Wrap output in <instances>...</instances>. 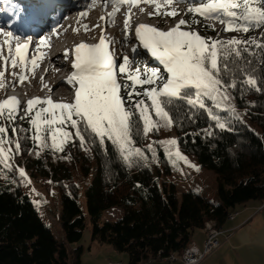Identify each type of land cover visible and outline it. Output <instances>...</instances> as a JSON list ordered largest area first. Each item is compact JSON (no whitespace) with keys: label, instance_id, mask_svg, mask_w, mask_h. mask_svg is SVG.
Wrapping results in <instances>:
<instances>
[{"label":"trees","instance_id":"16d2710c","mask_svg":"<svg viewBox=\"0 0 264 264\" xmlns=\"http://www.w3.org/2000/svg\"><path fill=\"white\" fill-rule=\"evenodd\" d=\"M255 3L264 7V0H255ZM193 19L191 14V27L206 35L214 33L203 24V17L197 14L195 21L198 22L195 23ZM238 23L249 30L229 32L244 37L241 41L255 43L239 45V55L233 50L220 58V78L224 85L234 82L235 87L227 88L232 103L225 104V109L213 105L212 111L219 120L212 119L205 109L189 106L184 100L174 99L166 104L181 151L194 156L202 168L215 174L218 202L192 189L178 190L176 183L169 179L172 174L169 156L160 146L150 145V149L142 143L140 123L133 124L135 131L132 128L131 137L132 146L142 150V154L132 155L129 160H125L110 141L106 139L101 143L82 128L83 142L92 153L81 164L84 176L93 174L86 188L87 209L94 225L92 239L111 244L117 251L127 254L129 264H143L160 255L181 253L189 247L193 232L204 229L206 222L214 221L219 227L237 205L252 200L264 202V24ZM255 33L258 36L252 35ZM249 78L254 85L248 82ZM139 90L141 86L137 85ZM121 95H125L123 87ZM40 107L43 106H35L31 118ZM23 117L14 123L0 120V124L10 132L15 128L23 153L32 155L36 150L34 144L38 142L33 137L39 133L34 132L30 117L26 114ZM132 120H135L134 115ZM222 122L223 128L219 127ZM251 124L257 125L259 131ZM63 130L70 135L61 145L62 150L51 146L50 132L42 134L49 147L46 154L57 177L55 186L60 197L62 234L56 235L44 222L21 185V175L11 160L8 161L10 167L0 164V264L81 262L83 246L68 248L69 243L81 239L86 227L79 204L80 187L60 164L63 152L72 144L75 129L64 125ZM57 136V143H60L59 134ZM78 146L81 149L79 141ZM32 157V171L39 173L43 168L41 155ZM60 171L64 173L58 175ZM113 207H120L122 216L101 224L103 211ZM191 246H195L192 241Z\"/></svg>","mask_w":264,"mask_h":264},{"label":"snow or ice","instance_id":"6c2138e0","mask_svg":"<svg viewBox=\"0 0 264 264\" xmlns=\"http://www.w3.org/2000/svg\"><path fill=\"white\" fill-rule=\"evenodd\" d=\"M126 2L138 4L140 0H106V3L116 5L108 17V23H115L119 7ZM147 2L153 3L155 0H147ZM173 2L174 0H166L168 5ZM175 2L179 3L182 0ZM188 2L190 7L186 14L193 15V23L197 22L195 16L198 14L204 19L219 20L226 25L224 31H248L247 26L238 23L240 21L245 22V25L264 24V7L257 6L255 0H194V2L188 0ZM197 3L199 6H196ZM154 14L161 15L159 4ZM130 15L125 20L126 34L129 32ZM164 15L175 17L179 15V11L165 12ZM181 26L191 28L189 21L181 19L168 31L145 24L139 25L135 30L142 47L151 53V58L163 66V71L159 67H151L147 64L143 68L138 66L134 72L130 71V58L120 57V62L117 63L115 51H110L109 48V44L114 41L106 42L103 36L96 45L81 43L76 46L72 64L74 71L67 81L70 84L78 83L74 101L64 103L54 102L51 98H35L29 100L27 107L23 109L26 116L30 117L34 132L39 133L34 135L33 139L43 144L45 141L42 134L50 132L51 146L62 150L61 145L70 135L68 131L63 130V126L70 125L75 129L74 135L79 137L82 143L84 137L81 135V128L90 131L101 143L106 139L110 141L122 157L129 160L132 155L142 154V150L132 146L133 124L142 123L145 135L154 128L158 130L161 122L163 126H169L171 117L165 110V105L174 99L184 100L193 108L205 109L212 119L218 121L219 118L213 113L212 108L205 104V100L211 101L215 107H221L222 103L229 99L227 88L235 87L234 82L224 85L220 78V58L233 50L239 55V45L255 43V41L206 39L198 31L182 30ZM88 30L85 26V31ZM212 30L215 31L214 27ZM7 35L12 37L11 33ZM5 43L8 45L7 56L0 46V61H3L5 70L21 68V73H11L15 77L11 87H15L17 83L23 84L28 79L26 71L34 74L40 61L46 58V54L39 48V45L45 44V40H40L39 44L34 46L17 43L13 47L10 40ZM30 47H33L34 53H38V57L35 54L28 56ZM68 51L66 50L58 59L67 61ZM133 51L136 49L133 48ZM224 68L226 70L227 66L224 65ZM4 76L5 72L0 71V88L5 87ZM118 76L124 81L123 84L118 81ZM129 81L131 84L128 83ZM248 82L253 85L255 83L251 78ZM137 85L141 86V90L137 91ZM144 85L149 87L144 88ZM122 87L125 91L123 96ZM146 100L150 103H146ZM37 105H47V107H40L35 111L34 118H31ZM20 111L17 97L0 101V120L14 123ZM134 114L137 116L135 122L132 120ZM153 115L156 117L155 121ZM53 125L58 126L53 128ZM219 127L223 128L224 124L220 123ZM7 131L8 128L0 124V164L10 167L8 161L13 154H19L20 144L18 139L15 140L13 149V140L7 138ZM15 131L16 129L13 128V132ZM57 134L60 143H57ZM160 143L174 145L176 141L168 140ZM149 148L151 149V146ZM177 155L179 156L178 152ZM20 173L25 175L22 169Z\"/></svg>","mask_w":264,"mask_h":264},{"label":"rangeland","instance_id":"374dc122","mask_svg":"<svg viewBox=\"0 0 264 264\" xmlns=\"http://www.w3.org/2000/svg\"><path fill=\"white\" fill-rule=\"evenodd\" d=\"M11 1L14 3L11 5V8H9V12L11 13H14V11L16 13L18 11L20 13L29 11L32 15L34 12H38V10L33 9L31 6L29 7L28 4L21 3L20 0ZM72 3L77 6L78 11L76 13V18H74V22H76V24L72 23L69 27V30L72 31L70 35H67L68 37H70V40L74 43L80 41L81 43H86L90 46L98 44L102 36L105 38L106 42L114 41V43L109 44V48L110 51H115L117 63L120 62V57L128 56L130 58L129 70L133 72L138 66L143 68L145 64L151 67H161L162 70L163 66L160 65L156 60H148L150 57L146 53H144V51V57L141 56L142 54L139 52V50H136L138 52L133 51V46L137 47L138 45L140 47L141 44L135 42L132 39L133 35L131 30H129L127 34L124 31L125 20L129 17V14H131L129 22L131 29L133 28V25L136 23V21L138 22V20H140V23L142 22L145 25L153 26L163 31H168L172 27H175L181 19L189 21V24L191 23V13L186 14L187 9L190 7V3L188 1L179 3H176L174 1L171 5H168L166 3V0H155V2L153 3H148L147 0H140L138 4H131L130 2H126L119 7V11L121 13H117V15L115 16L114 24L107 22L110 13H112L116 8L112 3H106V0H72ZM158 4L161 15L154 14L157 11ZM196 6H199V4L197 3ZM110 8L112 11L110 10ZM173 10L179 11V15L175 17L164 15L165 12H170ZM102 17H104L105 19H101ZM203 24L211 26L206 27L210 30H212V28L214 27V33L211 35H206L204 32L199 31V29L195 27L188 28L187 26H181V28L182 30L198 31L202 37L211 40L221 39L228 41L232 39H244V37L238 36L237 34L231 33L229 31H224L226 25L221 23L219 20L205 19L203 21ZM85 26H87V28L89 29L88 31H85ZM1 29L2 31H0V46L3 47L4 55L6 56L8 54V45L5 43V41H9L10 39H12V37H17L19 35L17 30L15 29ZM8 33H11L12 37H9L7 35ZM252 35L258 36L257 33ZM50 51L51 50L48 49L47 52H44L46 54V58L40 61L39 66L34 70V74H32V72L30 71H26L25 74L28 76V79L25 80L23 84L17 83L15 87H11V84L15 80V77H13L11 73L15 72L19 74L21 73V68H8L7 70H5L3 61H0V71L5 72L3 80L5 87L0 88V101H3L10 97H17L19 99L21 109L17 118H19L20 120L21 117L25 115L23 109L27 107V102L29 100L35 98H51L54 102L71 103L74 101V90L72 88L69 89L68 87H66V85H62V81H60L62 73H64L65 70V66L63 67L61 65L63 62L62 59H58L57 57L55 62H53L52 65L49 66V73L46 77L43 78L45 69L48 66V60L53 55V53H50ZM54 51L55 50H53V52ZM34 54L38 57V53H34L32 48L28 49L29 57L33 56ZM59 56L61 57L60 53ZM146 57L149 58L146 59ZM29 68H31V65H29ZM64 78L65 77H63V79ZM118 81L121 84L124 82L120 80L119 76ZM58 87L59 89L53 91V89ZM227 94L229 96V99L223 102L220 107L221 109H225V104L232 103V95L229 93V91H227ZM208 101L209 100H205V104L208 107L214 108L213 103L211 102L210 104H208ZM42 106L47 107V105ZM127 106L128 105L126 103V107ZM165 110L169 113L168 107H166V105ZM134 116L135 122L137 121V116L135 114ZM169 116L171 117L170 113ZM152 118L154 121L156 120V117L154 115ZM140 125L142 130L140 128L139 133L142 138V143L147 146H160L164 150V153L169 156L172 165V174L170 175L169 179L176 183L177 188L180 192H185L192 189L199 193L201 196H204L211 201L218 202V198L216 195L217 179L215 174L211 170L202 168L194 156L181 151L177 142L174 145L160 143L161 141L168 140L176 141L178 134L176 132L172 119L169 126H163L161 122V126H159L158 130H156L155 128L149 130L146 135L143 132L142 123H140ZM251 127L256 131H259V127L257 125L251 124ZM82 131L83 130L81 128V133ZM6 135L7 138L13 140L12 147L14 149V142L19 138V136H17L18 134L13 131L10 132L8 129ZM73 137L74 138L72 139L71 146L66 147L65 151L63 152V156L60 159V164H62V168L67 174L69 173V175H72L74 177V182L77 183L80 187L79 204L83 211V214L85 215L86 227L83 230L81 239L77 242L69 243L68 248L72 250L73 248H76L78 246H83L86 251H88L90 246L95 245V247H97V243H100L99 241L92 239L94 225L88 212L86 203V188L91 182L93 174L91 173L88 176H84L81 170V164L85 162V159L90 157L92 153L90 147L86 145V143H82L80 138L75 136L74 133ZM78 141L82 144L81 149L78 146ZM34 145L36 150H33V154H31L34 156L41 155V161L43 164V168L40 169L39 173L36 170L32 171V155L24 154L21 148L19 149V154H13L11 162L20 175V169H22L25 173V175H21L20 183L23 186L24 190L30 195L31 200L33 201L35 207L38 209L39 214L44 222L51 227L56 235L61 236L62 229L59 220V214L61 210L60 197L58 189L55 186V178L57 177H55V172L49 162V157L46 154L49 150V147L46 141L43 144L41 143V141H38ZM177 152L179 153V156L177 155ZM66 167L70 170H68ZM29 169H31V171ZM63 173L64 172L60 171V174L58 175H62ZM45 209H48L49 213L52 216V220L46 217L44 213ZM231 213H233V215H236V213L234 212ZM122 214L123 210L120 207L106 209L105 211H103L99 222L102 224L105 221H115L120 218ZM123 255L127 256L125 253H123Z\"/></svg>","mask_w":264,"mask_h":264},{"label":"crops","instance_id":"0c3cea01","mask_svg":"<svg viewBox=\"0 0 264 264\" xmlns=\"http://www.w3.org/2000/svg\"><path fill=\"white\" fill-rule=\"evenodd\" d=\"M264 202L252 200L237 205L229 212H234L232 218L219 226L221 228V246L200 264H264ZM52 220L48 209L44 211ZM233 214V213H230ZM206 238L203 228L196 229L191 235V241L202 247ZM84 252L79 264H108L110 260L128 263V256L117 251L111 244L97 243ZM127 255V254H126ZM149 264H176L154 260Z\"/></svg>","mask_w":264,"mask_h":264},{"label":"bare ground","instance_id":"6f19581e","mask_svg":"<svg viewBox=\"0 0 264 264\" xmlns=\"http://www.w3.org/2000/svg\"><path fill=\"white\" fill-rule=\"evenodd\" d=\"M20 2L28 4L29 7L31 6L33 9L38 10L39 12L46 14V16L43 18H40L39 22L37 23L39 26H43L44 24L49 22L53 18V16H61V14L64 15L65 12H72V10H70V7H72V5H73L72 0H35L36 3L34 2V0H31V1L20 0ZM71 24L72 23L67 25L64 32L59 35L60 36L59 39H56L55 37H51V39L49 41H47L44 45H39L40 51L47 52L48 49H50L51 50L50 53H53V55L51 57L49 56L50 58L48 60V66L45 69V72L43 74V78L46 77L47 74L49 73V71H50L49 66H51L52 63L55 62L57 57H60L59 53L61 54V57H62V55H63L62 48L67 47V45L65 43L64 35H66L69 32V27L71 26ZM31 27H32V25L30 26V28ZM30 34L31 33H29V34L27 33L24 36L19 34V36H17V37H12V39H10V41L13 44H16V43L25 44V43H23V40L25 38H28L30 36ZM132 35H133L132 39L135 42L140 43L139 40H137V37L135 38V34H132ZM29 45L30 46L36 45V44H34V39H32L30 41ZM31 48L33 49V47H30L29 49H31ZM70 48H71V46L68 47V49H70ZM134 48L136 50H139V52L142 54L141 55L142 57H144L143 54L146 53L150 57V58L148 57L149 59L146 57V59H148L150 61H155V59L151 58V53L148 50L144 49L142 47V45L140 47L138 45H137V47L134 46ZM53 50H55V51L53 52ZM143 51H144V53H143ZM136 52H138V51H136ZM61 65L63 67L65 66V64H61ZM64 69L65 70H64V73H62V77H61L60 81H62L61 82L62 85H66V87L71 89V87H69V85L67 84V81L69 80V78H71V75L69 74V68L65 67ZM63 77H65V78L63 79ZM61 86H59V87H61ZM74 86L76 88H78V83H74ZM59 87L53 89V91H56L57 89H59ZM263 208H264V204H263ZM232 217H233V214H230L229 218H232ZM219 229H221V228L217 227V225L214 221H208L205 223L204 231H205L206 236H209L210 234H212V232H215ZM191 247H198V246L195 245V246H191ZM188 248H186V249H188ZM159 257H162V256L160 255ZM152 261L153 260H150V261H147L146 263H143V264H149Z\"/></svg>","mask_w":264,"mask_h":264},{"label":"built area","instance_id":"2783aa9c","mask_svg":"<svg viewBox=\"0 0 264 264\" xmlns=\"http://www.w3.org/2000/svg\"><path fill=\"white\" fill-rule=\"evenodd\" d=\"M221 233L222 231L219 229L206 236L202 247H191V241H189V248L184 249L181 253L156 257L155 260L176 264H200L221 246ZM108 264H122V262L110 260Z\"/></svg>","mask_w":264,"mask_h":264}]
</instances>
